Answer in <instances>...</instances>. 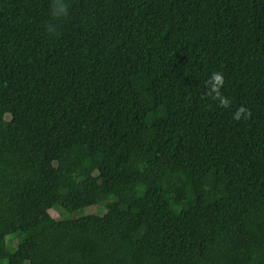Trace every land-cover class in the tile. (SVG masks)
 I'll return each mask as SVG.
<instances>
[{
	"label": "trees",
	"instance_id": "1",
	"mask_svg": "<svg viewBox=\"0 0 264 264\" xmlns=\"http://www.w3.org/2000/svg\"><path fill=\"white\" fill-rule=\"evenodd\" d=\"M64 2L0 0V264H264V0Z\"/></svg>",
	"mask_w": 264,
	"mask_h": 264
},
{
	"label": "clouds",
	"instance_id": "2",
	"mask_svg": "<svg viewBox=\"0 0 264 264\" xmlns=\"http://www.w3.org/2000/svg\"><path fill=\"white\" fill-rule=\"evenodd\" d=\"M52 16L54 18H62L67 14V5L64 2V0H54V3L52 5ZM55 29L54 24L48 25V31L53 32ZM223 84V77L220 73L213 72L210 76V92L212 93V99L216 100L219 98V101L222 105L227 107L229 105V100H227L225 97L221 96L219 89ZM248 115V110L245 106L240 105L235 108L234 112L232 113V119L234 120H240L242 117L246 118Z\"/></svg>",
	"mask_w": 264,
	"mask_h": 264
},
{
	"label": "rangeland",
	"instance_id": "3",
	"mask_svg": "<svg viewBox=\"0 0 264 264\" xmlns=\"http://www.w3.org/2000/svg\"><path fill=\"white\" fill-rule=\"evenodd\" d=\"M105 208L103 205H96V206H88L82 209L77 210L74 213H67L62 212L60 215V212L58 210H50L49 214L53 219H75L78 217L86 216V215H96V216H102L105 213Z\"/></svg>",
	"mask_w": 264,
	"mask_h": 264
}]
</instances>
